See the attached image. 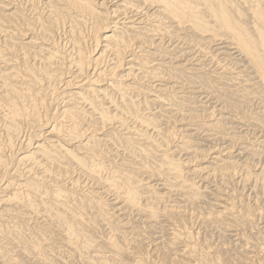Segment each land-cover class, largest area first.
I'll use <instances>...</instances> for the list:
<instances>
[{"label":"bare ground","instance_id":"bare-ground-1","mask_svg":"<svg viewBox=\"0 0 264 264\" xmlns=\"http://www.w3.org/2000/svg\"><path fill=\"white\" fill-rule=\"evenodd\" d=\"M1 1L0 24L8 25L5 33L10 54L4 56L0 52V64H3L0 68L3 115L0 120V264H22L23 261L26 264H151V261L152 264H258L249 252L257 250V257L258 253L264 254V239L258 235L246 236L240 230L243 221L253 219L255 212L238 209L236 191L233 194L225 191L226 195L220 191L214 195L215 205L221 211L211 209L207 215L199 214L204 221L216 222L222 230L232 233L227 241L223 239L222 250L213 246L215 251L210 239H198V234L186 222L183 209L200 208L199 204L207 198L203 193L208 192H202L193 178H187L185 169L192 158L184 162L178 156L179 150L187 151L188 145L191 146L186 140L192 134L181 137V145L174 146V131L163 129L155 116L141 113L142 105L134 101L137 96L132 99L127 93L143 94L137 78L156 81L164 76L163 70L153 67L147 58L155 54L140 51L146 54L143 58L135 56L131 49L138 44L146 47L147 42L153 46L151 37L168 34L183 42H190V37L201 40L204 45L219 42L215 45L223 47L216 50L227 49L233 53L210 51L211 60H218L217 56L224 54L231 61H241H235L234 65L245 70L227 73L223 68L216 78L207 72L208 66L193 50L182 53L188 56L184 64L192 62L194 66L187 69L188 73L200 79L202 86L212 87L214 83L235 88L233 94L237 99L221 91V86L220 90L216 89L219 97L213 94L218 99L210 94L212 100H223L227 108L233 100L244 98L250 101L261 98L264 102V0ZM37 5L43 8V15L35 13ZM26 10L38 14L33 21L28 19ZM66 26L70 29L69 37L57 43L53 36L55 29H66ZM87 29L93 39L90 47L83 48ZM173 31L178 35H172ZM180 32L190 36L181 38ZM103 43L106 45L102 46ZM141 46L137 48L140 50ZM233 54L239 58H233ZM183 56L174 54L170 59L181 61ZM105 59L111 65L104 64ZM127 65L125 74H118ZM144 67L149 70L142 71ZM183 67L179 65L176 69ZM244 72L247 74L243 75ZM133 79L134 82H126ZM223 89L227 90V86ZM154 100L161 103L158 96ZM148 106L146 109H150ZM220 108V118L202 127L207 133L214 132L208 136L216 138L209 142H224L227 157L222 158L225 155L222 145L216 143L205 151L200 147L201 141L193 143L191 148L195 149L191 156L218 151L214 171L227 181L247 183L253 171L246 172V176L239 175L238 167H247L246 161L239 162L231 154L238 147L234 144L236 141L246 144L248 138L232 135L233 125L229 127L233 128L232 133H227L226 119L232 120V117L223 116L222 111L227 108ZM196 114L191 116L194 118ZM129 119L134 120L133 125H129ZM253 122L251 125L262 129L259 132L263 138L264 119L256 118ZM188 128L182 125L178 130L188 134L192 131ZM151 129L158 132V139L150 136ZM262 143L264 139L261 146ZM254 144L241 146L236 155L241 157L244 151H252L253 156H261L258 153L264 146L260 149ZM203 170L207 171L205 167L189 169L194 173ZM256 171L260 172L253 174L255 182H263L264 167ZM83 177L102 188L84 185L87 190H82ZM104 194L113 199L107 202ZM163 222L168 223L169 229ZM225 253L231 254L225 257ZM129 258L131 261H127ZM259 264H264V259Z\"/></svg>","mask_w":264,"mask_h":264},{"label":"rangeland","instance_id":"rangeland-1","mask_svg":"<svg viewBox=\"0 0 264 264\" xmlns=\"http://www.w3.org/2000/svg\"><path fill=\"white\" fill-rule=\"evenodd\" d=\"M3 1V0H2ZM1 1V2H2ZM6 2V1H5ZM38 6V11H36L35 13H40V14H44V10H43V8L42 7H40L39 5H37ZM39 7H40V9L42 10L41 12L39 11ZM27 8V7H26ZM33 14V13H31V11L30 10H26V14H27V17H28V19H34V17L35 16H37L38 14ZM42 14V15H43ZM45 14H46V11H45ZM30 16V17H29ZM31 21H33V20H31ZM2 25V26H1ZM155 25V24H154ZM60 26H62V25H60ZM70 26V25H69ZM170 26V25H169ZM2 27V28H1ZM7 27H8V25L5 23V25L4 24H0V52L1 51H3V54L2 55H4V56H6V55H9L10 54V52H9V47H8V41L7 40H9V38H8V35L5 33L8 29H7ZM68 26H66L65 28L66 29H64L63 27H59L58 29L56 28L55 29V31L56 32H54L55 34H53V36H54V39H55V41L57 42V43H62V42H64L65 41V39L67 38V37H69V32H70V29H68L67 28ZM120 27H122V24L120 25ZM5 29V30H4ZM62 29V30H61ZM66 31H67V33H66ZM89 32V33H88ZM3 33V34H2ZM84 37H85V39H84V41H85V43H84V46H83V48L86 46L87 48L88 47H90V44H91V42H92V39H93V34H92V32L91 31H89V29H87V30H84ZM164 33V32H163ZM171 34L173 35V34H177V32H171ZM182 34V35H181ZM187 34H189L188 36H190V33H186V32H180V36H181V38H184V37H186L187 36ZM56 35V36H55ZM58 35V36H57ZM91 35V36H90ZM154 35V34H153ZM158 35V34H157ZM155 35V36H153V37H151V40L153 41V43L155 42V45L153 44V46H151V44H152V42H151V44L149 43V42H147V43H145V45H146V47L145 46H141L140 44H138V45H136L135 47H133V49H131V50H133V51H131V53H134L135 54V56H142L143 58H144V56L146 55L145 53H142L143 52V50H146V51H149V52H151L152 54H155V55H153V57L151 56V55H149L147 58H148V60H149V62H152V65H154L153 67H156V68H158L159 70H163L162 72H163V78H160V80L158 79V80H156V81H154V79L152 80L151 78H137L136 79V81L138 82V87H140V89L142 90V92H143V94L142 93H138V92H136V93H134V92H130L129 91V93H127V95H128V97H130L131 98V96H132V99H134L136 96H137V98H135L134 99V101H136L138 104H140V106H141V113H143L144 115H151V116H155L156 118H157V120L159 121V119H160V126H162L163 127V129H171V131L173 132L174 131V134H175V140H174V142H173V145L174 146H179V145H181V142H183V140H182V138L181 137H187L188 135H190V134H192L191 136H190V138H188L186 141H188V143L191 145V146H193V143L194 144H196V143H199L200 141V147H201V149H205V151H206V149H207V147L209 146V147H213V146H216L215 144L217 143V142H209L210 140H212V138H216L214 135H212L211 137H209L208 135H210L211 133H213L214 134V132L213 131H211V132H206V129L204 128L203 129V127L202 126H204L203 124L204 123H208V122H212V121H214V120H218L219 118H220V116L221 115H218V114H221V111H219L221 108L220 107H222V106H224L225 108H227L226 106H225V103L224 102H222L223 100H219V102H216V101H218V100H215V99H218L216 96H218L219 97V95H220V93L219 92H216V89L219 87V90H220V88H221V86H223V88H226V86H227V90L226 89H223V88H221L222 90L221 91H224L226 94H228V95H230V94H232V97L234 96V98H236L235 97V95L233 94V90L235 89L234 87H232V88H230L229 89V87H228V85H219V84H214L213 83V85H212V87L210 86V87H208V85H204V86H202L203 84L201 83H199V81H200V79H197L196 78V76L195 75H193V73H188L189 71L187 70V69H189V68H192V67H194L193 65H192V62H188V63H186V64H184L186 61L185 60H188L187 58H188V56H187V58H186V55L185 56H183L182 55V53H184V52H186V51H188V52H186L187 54L191 51V50H193V52L196 54V56L198 57V58H200V60L201 61H203V63L205 64V65H207L208 66V68L206 69L207 70V72L208 73H212V76H216V78L218 77V74L220 73V72H223L224 70H226V72L227 73H230V72H232V70H233V72L236 70L237 72H239V71H241V70H245V69H243L242 67H237V66H235L234 64H235V61L236 62H239V63H241V61H237V60H235V59H233V61H231V59H230V56L228 57L227 55H224V54H221L220 56L218 55L217 57L218 58H220V59H216L215 58V60L213 61V59L211 60L210 58H212L213 57V54L211 53H209L210 51H214V53L215 54H220V53H222V52H226V51H228V52H232V51H229V50H227V49H220V50H216L217 48H219L220 46L221 47H223V45H220V46H218V45H215V44H217V43H219V42H217V43H212V45L211 44H206V45H204V43L203 42H201V40H199V39H196V38H189V41H190V39H192L190 42H192V44L190 43V42H183L182 40H180V39H172L170 36L171 35H168V34H164V35H166V36H163V35ZM178 35V34H177ZM56 37V38H55ZM163 37V39H161V38ZM171 39H170V38ZM59 39V41H58V39ZM92 38V39H91ZM162 41H161V40ZM195 39V40H194ZM62 40V41H61ZM169 40V41H168ZM172 40V41H171ZM177 40H178V42H177ZM179 40H180V42H179ZM17 41V40H16ZM160 41H161V43H163V41L165 42V43H163V45L160 43ZM19 42H20V40H19ZM39 42V44L41 43V41L39 40L38 41ZM87 43H89V46L87 45ZM182 43H184L183 45H181ZM187 43H189V45L187 44ZM186 44V45H185ZM214 44V45H213ZM104 45H106V43H103V45L102 46H104ZM160 45L162 46V47H160ZM174 45V46H173ZM207 45H209V46H207ZM210 45H211V47H212V49H211V47H210ZM142 47L140 50L137 48V47ZM147 46H151V47H153V48H148ZM155 46V47H154ZM205 46V47H204ZM165 49H164V48ZM184 48L183 50H182V48ZM210 47V48H209ZM174 48H176V49H174ZM179 48V49H178ZM201 48V49H200ZM136 49V50H135ZM148 49V50H147ZM164 49V50H163ZM180 49H181V51H183V52H181L180 51ZM188 49V50H187ZM211 49V50H210ZM12 50V52H15L14 50H13V48L11 49ZM166 50H167V53H166ZM175 52H174V51ZM202 50V51H201ZM217 52H216V51ZM140 51H142V52H140ZM173 52V53H172ZM202 52V53H201ZM137 53H139L138 55H137ZM170 53H172V54H170ZM233 53V52H232ZM179 55V56H183L182 57V59H181V61H172L171 59L173 58V55ZM162 55V56H161ZM238 55V54H237ZM236 54H233V58L236 56V57H238L239 58V56H237ZM150 57H152L151 58V60H150ZM227 57V58H226ZM110 57H108V59H109ZM171 58V59H170ZM203 58V59H202ZM223 58H225L226 59V61H221ZM241 58V57H240ZM107 59V58H106ZM105 59V61H104V64L105 63H108V64H110L111 65V63H109V61L110 60H106ZM131 58H128V60H130ZM185 59V60H184ZM169 61H172V62H170L169 63ZM213 61V62H212ZM219 61H221L222 63H223V65H222V63L221 62H219ZM211 62H212V64H211ZM232 62V63H231ZM154 63V64H153ZM215 63V64H214ZM219 63H220V66H219ZM209 64V65H208ZM233 64V65H232ZM151 65V66H152ZM159 65V66H158ZM177 65V66H176ZM181 66V65H183V66H185V67H183V68H180V69H176L178 66ZM212 65V66H211ZM2 66H3V64H0V68H2ZM164 66V67H163ZM188 66V67H187ZM209 66H211L210 68H209ZM149 67V66H148ZM148 67H144L143 68V70L142 71H147V70H149L148 69ZM230 67V68H229ZM126 68H128V65L127 66H125V68H122V69H120L119 71H118V74H122V75H124L125 74V72H126ZM136 68H138V66H136ZM174 68V69H173ZM221 68H222V70H221ZM223 68H224V70H223ZM231 69V70H230ZM151 70V69H150ZM186 70H187V72H186ZM218 72H217V71ZM173 71V72H172ZM181 71V72H180ZM183 71V72H182ZM235 71V72H236ZM248 71L250 72V70L248 69ZM247 71V72H248ZM213 72H215V73H213ZM137 73H140V72H137ZM217 73V74H216ZM214 74H216V75H214ZM243 75L245 74H247L246 72H244V73H242ZM179 75V76H178ZM184 75V76H183ZM223 75H225V73L223 74ZM181 77V78H180ZM191 77V78H190ZM145 79V80H144ZM167 79V80H166ZM174 79V80H173ZM195 79V80H194ZM149 80V81H148ZM165 80V81H164ZM199 80V81H198ZM135 81V82H136ZM127 83H130V82H134V79H133V81H131V80H128V81H126ZM187 82V83H186ZM192 83V84H191ZM194 83V84H193ZM158 84V85H157ZM0 85H1V83H0ZM183 85V86H182ZM211 85V84H210ZM151 86V87H150ZM199 86V87H198ZM216 86V87H215ZM142 87V88H141ZM144 87V88H143ZM146 87V88H145ZM156 87V88H155ZM184 87V88H183ZM206 88V89H205ZM211 88V89H210ZM145 89H147V90H145ZM165 89V90H164ZM204 89V90H203ZM111 89H109V91H110ZM160 90H162V91H160ZM198 90H200V91H202V92H200V91H198ZM208 90H210V91H208ZM226 90V91H225ZM146 93H145V92ZM177 91V92H176ZM204 91H206V93L204 92ZM208 91V92H207ZM216 93H215V92ZM194 92V93H193ZM124 93V92H123ZM132 94V95H131ZM141 95V96H139V95ZM195 94V95H194ZM213 95V94H216V96L215 95H213V97L215 98V99H213L212 100V97H211V95ZM210 95V96H209ZM134 96V97H133ZM154 96V97H153ZM156 96H158V97H160V99H161V103H163V104H161V103H159V102H156V101H158V100H154V99H156ZM166 97V98H165ZM171 97V98H170ZM193 97V98H192ZM203 97V98H202ZM206 97V98H205ZM48 98H50V97H47V99ZM163 98V99H162ZM198 98V99H197ZM243 98V97H242ZM208 99V100H207ZM211 99V100H210ZM237 99V98H236ZM245 99V100H244ZM244 99H238V101L237 102H235V100H233L232 101V106H230V107H228L227 109H225L226 111H222V112H224V114H223V116H226V117H229V118H231L232 117V120H233V123H232V120L230 119H226V126L228 127L227 128V133H229L230 134V132L232 133V129L230 128L229 129V127L230 126H235V128H234V133L232 134V135H234V134H237V136H245L246 135V137L248 138V140L246 141L247 143L245 144V143H243V142H245V141H240V142H237L236 141V143H234V144H236L238 147H236V150L234 151L233 150V153L231 154V156H236L235 158L237 159V160H239V162H243V161H246V163H244V164H246L247 165V167H238V170H239V175H241V176H246V172H251V171H253V172H251L252 173V175H250L249 177V179H250V181H248L247 183H244V185H246L245 187H244V185H243V183H241L240 181H241V178H235V181H239L240 183H238L237 184V182L235 183L234 181H232V179L230 180V181H227L226 180V178H223V176H221V174H219L216 170L214 171V169L213 168H215L216 166H215V160H214V158H215V155L216 156H218L219 155V152L217 151V152H215V154L213 153V151L211 152L212 154H205V155H203L202 153L201 154H197V155H195V157L194 156H191V154H193V152H192V150L193 149H195V148H191V146L189 147V145H188V147H187V149L189 150V152H188V150L186 151V150H184V148H183V150H179V152H178V156L179 157H181L182 158V160L184 161V162H187L189 159H190V157L192 158L191 159V163L190 164H188L187 166H186V169H185V172L187 173V178H189V179H194V181L196 182V184L200 187V189H201V191L203 192L204 190L205 191H207L208 193H203V194H206L207 196V198H205L204 200H203V203H201V204H199V206H200V208L199 207H197L196 209H191V208H189L188 209V207H187V210H186V208L185 209H183V210H185V220H186V222H188V224H189V227L190 228H192L193 229V231L194 232H196V234H198V239H202V240H205L206 238L207 239H210V241H211V243L213 244H211L212 245V247L214 246L215 247V249H220V250H222V245L224 244V240L226 239V241H227V239H229L231 236H230V234H232L230 231H228V232H225L224 230H222V227L221 226H219V224H217L216 222H211V223H209V222H206V221H204L203 220V218H202V216L201 215H199L200 213L203 215V213H204V215H207V211L208 210H216V211H218V210H220L221 211V208H219L218 206H216L215 204H216V202H215V196H216V194L218 193V192H220V191H223V194H224V192L227 194V193H229L230 192V194H233L234 193V191H236V193H234L235 195H237V196H234V198H236V200L235 201H237V197L239 198V200L236 202L237 203V206H238V209L239 210H241V212H245V211H253V215H252V218L253 219H251L250 221H243V223L241 224V231H242V233H244L246 236H252V237H254V236H262V238L264 239V202H262V200H263V198H264V196H263V198L261 197L262 195H263V193H264V173H263V182H260V181H258L257 183L255 182V178L253 177L254 175L253 174H255V173H259L260 171H256V170H259L261 167H264V151H263V146H264V144L261 146L260 144H261V141L264 139V137L263 138H261V134L262 133H260L261 131H262V129L261 128H257V127H254L253 125H251V123H254L253 121L256 119V118H259V119H264V102H262L263 101V99L261 100V98H254V99H256V100H254V99H252L251 101L248 99V98H244ZM49 100V99H48ZM150 100V101H149ZM152 100H154V101H152ZM188 100V101H187ZM210 100V101H209ZM240 100V101H239ZM169 101V102H168ZM221 101V102H220ZM63 102V101H62ZM156 102V103H155ZM212 102V103H211ZM252 102V103H251ZM221 103V104H220ZM224 103V104H223ZM259 103V104H258ZM238 104V105H237ZM143 105H144V107H143ZM149 105V106H148ZM260 105V106H259ZM145 106H148V108H150V109H146V107ZM161 106V107H160ZM208 106V107H207ZM215 108H214V107ZM238 106V107H237ZM171 107V108H170ZM185 107V108H184ZM173 108V109H172ZM214 108V110H212ZM219 108V109H218ZM238 108V109H237ZM184 109V110H183ZM201 109V110H200ZM211 109V110H210ZM251 109V110H250ZM148 110H151V111H148ZM229 110V111H228ZM1 112V111H0ZM184 112V113H183ZM196 114V116H197V118H196V116L193 118L192 116H191V113L192 114H194V113ZM207 112H208V114H207ZM211 112V113H210ZM149 113V114H148ZM152 113V114H151ZM153 113H155V114H153ZM231 113V114H230ZM184 114V115H183ZM200 114V115H199ZM230 114V115H229ZM168 115V116H167ZM191 117H190V116ZM202 115H204V116H202ZM234 115H235V117H236V119H235V117H234ZM2 112L0 113V120L2 121ZM161 116V117H160ZM181 116V117H180ZM188 116H189V118H188ZM175 117V118H174ZM234 117V118H233ZM192 118V119H191ZM209 118V119H208ZM162 119V120H161ZM168 119H170V122H168L169 120ZM185 119V120H184ZM246 122H245V121ZM128 121V120H127ZM129 121H131V122H129ZM129 125H133L132 124V122L134 121L133 119H129ZM166 121V122H165ZM251 121V122H250ZM231 122V123H230ZM131 123V124H130ZM134 123V122H133ZM229 123V124H228ZM128 124V123H127ZM162 124V125H161ZM168 124V125H167ZM178 124V125H177ZM189 124V125H188ZM201 124V125H200ZM251 125L250 127L248 126V125ZM177 125V126H176ZM182 125H187L189 128H190V130H192V131H190L188 134L186 133V132H180V130H178V129H180V127L182 126ZM246 125H247V127H246ZM197 126V127H196ZM199 126V127H198ZM201 126V127H200ZM237 126V127H236ZM241 126V127H240ZM161 127V128H162ZM167 127V128H166ZM171 127V128H170ZM192 127V128H191ZM188 128V129H189ZM237 128V129H236ZM251 128V129H250ZM258 130H257V129ZM168 129V130H169ZM173 129V130H172ZM194 129V130H193ZM229 129V130H228ZM256 129V130H255ZM259 129H260V132H259ZM199 130V131H198ZM201 130V131H200ZM27 131H28V129H27ZM146 130H144V132H145ZM179 131V132H178ZM143 132V133H144ZM148 132L150 133V136H152L153 138H156V139H158V137H160V135H158V132H155L153 129H151V130H148ZM204 132V133H203ZM206 132V133H205ZM237 132V133H236ZM148 133V134H149ZM241 133V134H240ZM252 133V134H251ZM257 133V134H256ZM259 133V134H258ZM152 134V135H151ZM156 134V135H155ZM207 134V135H206ZM248 134V135H247ZM255 134V135H254ZM47 136V135H46ZM207 136V137H206ZM220 136V135H219ZM236 136V135H235ZM254 136L256 137V138H254ZM259 136V138H257ZM48 138H51L50 136H48ZM193 138V139H192ZM208 140H207V139ZM56 139V138H55ZM255 139H257V140H255ZM185 140V139H184ZM243 140H245V139H243ZM253 140V141H252ZM191 141H193V142H191ZM199 141V142H198ZM259 142V143H258ZM18 143V142H17ZM187 143V142H186ZM187 143V144H188ZM212 143V144H211ZM254 144L257 148H263V149H261L262 150V152L261 153H258V154H262L261 156L259 155V156H256V155H254L253 156V152L251 151V153H250V151L247 153V152H245L244 151V153H243V157L241 156V157H238L236 154H238L239 153V150H240V148H241V146H246V145H249V144ZM257 143V144H256ZM205 146H204V145ZM209 144V145H208ZM218 144H220V146H221V149H223L224 150V152H223V154H225V155H222V158H226L227 157V153H228V150H226L225 149V146H224V142H222V144H221V141H219V143H217V145ZM223 146H224V148H223ZM104 147L105 148H108V147H106V146H103V149H104ZM239 148V149H238ZM176 149V148H175ZM191 149V150H190ZM219 149V148H218ZM106 150V149H105ZM108 150V149H107ZM208 150V149H207ZM247 153V154H246ZM250 153V154H249ZM180 154V155H179ZM257 154V155H258ZM194 155V154H193ZM197 157V158H196ZM201 157V158H200ZM246 158V159H245ZM249 159V161H247ZM260 159V160H259ZM262 160V161H261ZM258 161V162H257ZM249 162V163H248ZM250 164V165H249ZM259 164H260V166H259ZM258 165V166H257ZM215 166V167H214ZM203 167H205L206 169H207V171L206 170H203V171H199V173L197 172V171H195V173L194 172H192V171H189V169L190 170H198L199 168H200V170L201 169H203ZM210 167V168H209ZM213 167V168H212ZM258 167V168H257ZM197 168V169H196ZM240 168V169H239ZM244 168V169H243ZM263 169V168H262ZM261 169V170H262ZM209 170V171H208ZM248 170V171H247ZM205 171V172H204ZM241 171V172H240ZM244 171V172H243ZM255 171V172H254ZM192 172V173H191ZM202 172V173H201ZM212 172V173H211ZM243 172V173H242ZM195 175H194V174ZM211 173V174H210ZM241 173V174H240ZM189 174V175H188ZM200 174H201V176H200ZM210 174V175H209ZM245 174V175H244ZM207 175V176H206ZM68 175H66V177H67ZM208 177H209V179H208ZM238 177V176H237ZM64 178H65V176H64ZM84 178V177H83ZM82 178V179H83ZM205 178H207V179H205ZM205 179V180H204ZM254 180V181H253ZM83 185H82V187L84 186V185H87V187L89 188V187H91V186H93V183L90 181H88L86 178H84L83 180ZM232 181V182H231ZM260 182V183H259ZM212 183V184H211ZM229 183V184H228ZM233 183V184H232ZM89 185V186H88ZM243 185V186H242ZM254 185V186H253ZM98 186V187H97ZM205 187H207V189L205 188ZM222 187V188H221ZM242 187V188H241ZM91 188H102V186H99V185H94L93 187H91ZM228 188H231V190L230 189H228ZM221 189V190H220ZM225 189V190H224ZM227 189H228V191H227ZM234 189V190H233ZM242 189V190H241ZM246 189V190H245ZM82 190H87V188L86 189H84V187H83V189ZM97 190V189H96ZM233 190V191H232ZM254 190V191H253ZM244 191V192H243ZM233 192V193H232ZM258 193V194H257ZM79 194H81V192L79 193ZM226 194H224V195H226ZM248 194H249V196H248ZM215 195V196H214ZM220 195H222V194H220ZM104 198H105V200L107 201V202H109V200H112L113 198L111 197V195H106V194H104V196H103ZM245 197V198H244ZM173 198V197H172ZM257 198V199H256ZM262 198V199H261ZM241 199V200H240ZM242 199H244V200H242ZM261 199V200H260ZM257 201H258V203H257ZM208 202V203H207ZM212 202H214V204H212ZM241 202V203H240ZM262 202V203H261ZM206 205H208V206H206ZM214 205V206H213ZM248 206V207H247ZM213 207V208H212ZM215 207H216V209H215ZM249 207H250V209H249ZM257 207V208H256ZM204 208V209H203ZM206 208V209H205ZM253 208V209H252ZM193 211V212H192ZM260 211V212H259ZM203 212V213H202ZM136 214V213H135ZM139 217V216H138ZM200 217V218H199ZM189 218V219H188ZM231 218V217H230ZM163 220L164 218H160V220ZM202 219V220H201ZM161 220V221H162ZM163 221H166L165 219L163 220ZM262 221V222H261ZM190 222V223H189ZM250 222V223H249ZM163 223H165L166 225H167V227H168V229H169V225H168V223H166V222H163ZM164 224V225H165ZM257 224H258V226H257ZM205 225V226H204ZM248 225V226H247ZM244 226V227H243ZM247 226V227H246ZM164 227H166V226H164ZM199 227V228H198ZM246 227V228H245ZM249 227H251V229L249 228ZM255 227V228H254ZM258 228H259V231H257L258 230ZM245 230V231H244ZM225 233H227V235L226 234H224V232ZM207 232V233H206ZM251 232V233H250ZM200 233V234H199ZM228 233H229V235H228ZM222 235H226L225 237L224 236H222ZM254 235V236H253ZM157 237L158 236H161V235H156ZM204 236V237H203ZM227 236H229V237H227ZM200 237V238H199ZM203 237V238H202ZM213 237V238H212ZM222 237H224V238H222ZM212 238V239H211ZM224 239V240H223ZM219 240H220V242H219ZM216 242H218V243H216ZM222 243V244H221ZM217 244L219 245V246H217ZM242 244H243V242H242ZM224 246V245H223ZM181 247H183V245L181 246ZM214 247H213V249H214ZM214 249V250H215ZM252 250H253V247L251 248ZM251 249H249L248 250V252L251 250ZM217 250V251H218ZM216 251V250H215ZM257 251V250H256ZM256 251H251V252H249L250 253V255H252V256H254V260H255V257H256V260H257V263L259 264V262H261V260H263L264 259V254L263 253H258V256L259 257H257L256 256V253L258 252H256ZM256 252V253H255ZM263 252V251H262ZM147 254V253H146ZM226 254V256L225 257H227V256H229L231 253H225ZM260 255H261V259H260ZM232 256V260H234V256H233V254L231 255ZM263 257V258H262ZM145 258H147V261L149 260V258L145 255ZM160 258V257H159ZM260 259V260H258V259ZM127 261H131V258H129ZM259 261V262H258ZM149 262H150V260H149ZM236 262V261H235ZM238 262V261H237ZM27 262L26 261H23L22 262V264H26ZM32 264V263H31ZM147 264H148V262H147ZM151 264H152V261H151ZM158 264H160L159 262H158Z\"/></svg>","mask_w":264,"mask_h":264}]
</instances>
